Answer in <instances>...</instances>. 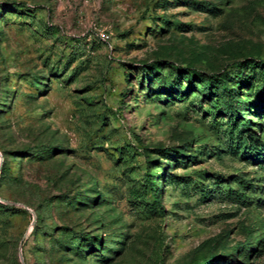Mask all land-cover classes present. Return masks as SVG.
<instances>
[{"label": "rangeland", "instance_id": "1", "mask_svg": "<svg viewBox=\"0 0 264 264\" xmlns=\"http://www.w3.org/2000/svg\"><path fill=\"white\" fill-rule=\"evenodd\" d=\"M262 64L264 0H0V264H264Z\"/></svg>", "mask_w": 264, "mask_h": 264}, {"label": "built area", "instance_id": "2", "mask_svg": "<svg viewBox=\"0 0 264 264\" xmlns=\"http://www.w3.org/2000/svg\"><path fill=\"white\" fill-rule=\"evenodd\" d=\"M101 37L104 38V39H108V36L104 35V34H102Z\"/></svg>", "mask_w": 264, "mask_h": 264}, {"label": "trees", "instance_id": "3", "mask_svg": "<svg viewBox=\"0 0 264 264\" xmlns=\"http://www.w3.org/2000/svg\"><path fill=\"white\" fill-rule=\"evenodd\" d=\"M261 67L264 68V65L262 64ZM209 86H210V85H209ZM172 88H173V87H171V89H172ZM244 121H245V120H243V122H244ZM244 125L246 126L247 124L244 123Z\"/></svg>", "mask_w": 264, "mask_h": 264}]
</instances>
